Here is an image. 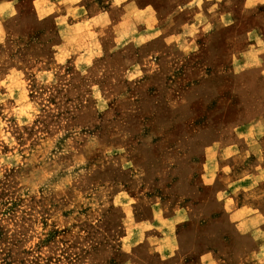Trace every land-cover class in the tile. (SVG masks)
<instances>
[{
    "label": "rangeland",
    "instance_id": "374dc122",
    "mask_svg": "<svg viewBox=\"0 0 264 264\" xmlns=\"http://www.w3.org/2000/svg\"><path fill=\"white\" fill-rule=\"evenodd\" d=\"M132 1L150 38H123L135 6L79 39L64 5L0 0V264H264L209 170L264 122V0Z\"/></svg>",
    "mask_w": 264,
    "mask_h": 264
},
{
    "label": "crops",
    "instance_id": "0c3cea01",
    "mask_svg": "<svg viewBox=\"0 0 264 264\" xmlns=\"http://www.w3.org/2000/svg\"><path fill=\"white\" fill-rule=\"evenodd\" d=\"M84 0H53V7L64 5V8L57 9L53 12L59 20L65 18H74V21L67 23V29L63 32L71 33L70 37L81 39L92 33L95 34L100 27H104L109 23L112 9L134 8L132 14L125 11V16L134 15L141 18L145 23V29L142 33L134 35L133 32H127L123 38L130 41H139L140 38H150L148 33L154 27L150 23L156 18L157 12L150 7L137 8L132 0H111L108 8H103L99 12H95V7L87 8L83 5ZM89 11L93 14L89 15ZM95 12V13H94ZM78 14V15H77ZM66 15V16H65ZM77 16V17H75ZM68 22V21H67ZM148 23V24H147ZM89 29V30H87ZM81 34V37L79 36ZM155 36L157 35L154 34ZM135 36V37H134ZM122 38V36H121ZM74 48L67 41L59 46V51H72ZM72 53V52H69ZM243 131L239 133V138L227 143L221 150L219 155L209 160V170L215 176L225 178V187L222 191L225 205L231 207L240 215L246 217L261 216L264 221V212L256 205V198H250L251 194L259 196L264 195V122L250 126L242 127ZM241 162V165L240 163ZM248 194L243 197L242 194ZM232 203V204H229Z\"/></svg>",
    "mask_w": 264,
    "mask_h": 264
}]
</instances>
